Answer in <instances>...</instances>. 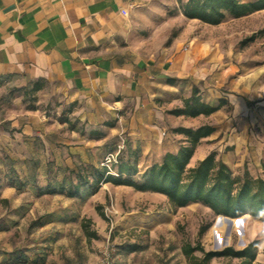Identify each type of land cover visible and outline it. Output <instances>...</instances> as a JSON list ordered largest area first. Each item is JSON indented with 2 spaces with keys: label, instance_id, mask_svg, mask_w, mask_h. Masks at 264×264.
Listing matches in <instances>:
<instances>
[{
  "label": "rangeland",
  "instance_id": "obj_1",
  "mask_svg": "<svg viewBox=\"0 0 264 264\" xmlns=\"http://www.w3.org/2000/svg\"><path fill=\"white\" fill-rule=\"evenodd\" d=\"M186 2L136 0L133 43L144 54L168 56L177 49L198 55L201 88L244 95L246 105L263 114L264 10L210 25L187 18ZM85 114L84 102L70 100L57 80L0 78V188L5 174L6 185L16 189L0 203V264H102L106 257L110 264H186L181 247L197 241L201 226L205 250L264 242L262 220L242 216L228 232V224L215 225L218 216L200 203L172 210L160 194L97 185L103 166L115 174L112 165L128 158V147L130 161L136 154L119 119L91 124ZM137 155L134 180L146 167ZM75 184H81L77 192ZM46 187L56 192L42 194ZM110 206L112 226L105 217ZM87 219L95 237L84 232ZM237 262L214 258L210 264Z\"/></svg>",
  "mask_w": 264,
  "mask_h": 264
},
{
  "label": "crops",
  "instance_id": "obj_2",
  "mask_svg": "<svg viewBox=\"0 0 264 264\" xmlns=\"http://www.w3.org/2000/svg\"><path fill=\"white\" fill-rule=\"evenodd\" d=\"M136 4L0 0V78L59 81L70 100L84 102L89 123L119 119L146 167L184 143L174 128L208 124L213 131L200 141L190 165L213 151L235 175L246 170L252 177H264V112L250 109L244 95L201 88L205 74L196 54L173 49L168 56H155L140 51L131 39ZM193 86L209 106L218 107L222 100L219 109L207 117L169 114L183 106ZM2 177L0 199L9 202L16 189L6 185L5 174ZM256 262L264 263L261 241Z\"/></svg>",
  "mask_w": 264,
  "mask_h": 264
},
{
  "label": "trees",
  "instance_id": "obj_3",
  "mask_svg": "<svg viewBox=\"0 0 264 264\" xmlns=\"http://www.w3.org/2000/svg\"><path fill=\"white\" fill-rule=\"evenodd\" d=\"M264 10V0H187L182 7L183 14L189 19H197L210 25H218L226 16L240 18ZM255 35L245 41L253 40ZM243 42V43H244ZM202 102L199 89L192 87L191 95L183 100V106L168 111L175 116L197 117L209 116L219 109ZM213 127L204 124L196 128L176 127L173 132L183 136L179 149L167 152L160 162L152 163L137 175L138 148H134V159L130 161L132 151L128 147V158L119 161L115 174L110 173L107 166L97 172L94 182L112 183L133 188L139 192H151L164 196L172 210L183 208L189 204L200 203L209 208L215 215L228 217H252L264 221V177H252L246 170L241 176L235 175L221 160L216 158V153L211 151L193 166L190 160L193 157L200 141L208 137ZM87 183V181L85 180ZM82 184V183H81ZM75 184V192L79 185ZM56 192L55 188H45L42 194ZM73 195V194H69ZM6 205V199H0ZM236 220V219H234ZM90 220H84L82 227L88 238L95 237L94 231L89 230ZM201 226L198 239L194 244L184 243L181 247L186 258V264H210L214 258L235 259L236 264H260L256 262L259 240L253 239L240 249L225 246L220 250H205L200 242V237L205 231ZM198 253V254H196ZM264 264V263H263Z\"/></svg>",
  "mask_w": 264,
  "mask_h": 264
},
{
  "label": "water",
  "instance_id": "obj_4",
  "mask_svg": "<svg viewBox=\"0 0 264 264\" xmlns=\"http://www.w3.org/2000/svg\"><path fill=\"white\" fill-rule=\"evenodd\" d=\"M241 218L242 217H234V218H232V217H228V216L219 214L215 225H221V221H224V222H226L228 224V232H230L231 228L233 227L234 219H241ZM223 244L225 245L226 241H224ZM219 247H220V243H219V241H217L216 245H215V249H217Z\"/></svg>",
  "mask_w": 264,
  "mask_h": 264
},
{
  "label": "built area",
  "instance_id": "obj_5",
  "mask_svg": "<svg viewBox=\"0 0 264 264\" xmlns=\"http://www.w3.org/2000/svg\"><path fill=\"white\" fill-rule=\"evenodd\" d=\"M112 212H113V206H110L109 208H106L105 210V217L107 218L111 226L113 225L112 218H111ZM102 264H110L107 257L104 258V260L102 261Z\"/></svg>",
  "mask_w": 264,
  "mask_h": 264
},
{
  "label": "bare ground",
  "instance_id": "obj_6",
  "mask_svg": "<svg viewBox=\"0 0 264 264\" xmlns=\"http://www.w3.org/2000/svg\"><path fill=\"white\" fill-rule=\"evenodd\" d=\"M222 222V221H221Z\"/></svg>",
  "mask_w": 264,
  "mask_h": 264
}]
</instances>
